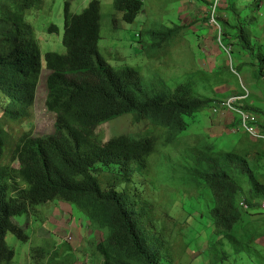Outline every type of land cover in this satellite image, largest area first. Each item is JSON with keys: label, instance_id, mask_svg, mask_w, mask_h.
<instances>
[{"label": "trees", "instance_id": "16d2710c", "mask_svg": "<svg viewBox=\"0 0 264 264\" xmlns=\"http://www.w3.org/2000/svg\"><path fill=\"white\" fill-rule=\"evenodd\" d=\"M47 1L0 0V20L12 24L0 38V92L4 98L0 105V264H13L15 257L7 234L24 243L29 240L14 218L35 215L38 206L54 201L74 205L92 224L107 229L108 234L96 246L104 264H179L177 240L176 254L148 233L146 225L158 213L131 185L134 173L151 175L157 136L120 134L102 141L96 131L102 122L132 113L137 121L147 118L166 128L171 141L184 129L183 115L203 109L210 99L197 94L192 75L174 87L148 94L135 67L112 66L99 50L100 0H90L81 12H73L71 0H65V50L43 53L29 16L34 9L46 7ZM262 1L252 0L237 9V1L232 0L228 7L234 22L225 19V28L234 31L238 45L235 56H241L234 71L242 76V68L247 66L250 78L264 83V54L253 41L254 19L250 14L245 21L241 17L246 9L255 12ZM113 6L121 13V20L132 23L143 1L113 0ZM113 22L117 23L116 17ZM177 28L157 32L155 44L162 47ZM48 30L59 32L56 24ZM44 69L45 106L55 114L54 130L42 135L24 130L12 133V124L21 127L20 122L30 118ZM243 108L261 114L244 104ZM246 138L244 149L210 154L198 171L212 196L210 216L215 232L228 237L234 236L243 216L236 203L241 187L230 171L249 179L248 195L264 197V173L258 174L264 166V142L249 135ZM101 166L109 171H102ZM261 202L243 201L260 209ZM29 255L36 264H44L48 254L43 248L31 247Z\"/></svg>", "mask_w": 264, "mask_h": 264}, {"label": "rangeland", "instance_id": "374dc122", "mask_svg": "<svg viewBox=\"0 0 264 264\" xmlns=\"http://www.w3.org/2000/svg\"><path fill=\"white\" fill-rule=\"evenodd\" d=\"M64 1L48 0L46 7L34 9L29 16V21L35 24L43 53L65 50L62 43ZM89 1L71 0V10L81 12ZM100 1L99 50L112 66L135 67L143 76V88L148 94L174 87L192 75L196 79L197 94L210 99L203 109L183 115L184 129L171 141L167 140L166 128L153 125L147 118L137 121L132 113L104 121L96 131L102 141L120 134L157 136V151L150 160L151 175L134 173L131 182L155 205L158 213L157 218L147 223L148 233L173 248L176 254L177 240L179 264H264V213L259 205H241L246 200L256 204L263 202V195H248L249 179L230 171L241 187L236 203L243 216L234 236L228 237L215 232L210 216L212 196L198 174L205 167L204 158L208 155L245 148L248 135L237 127L236 113L220 108L223 101L235 99L238 104L261 113L257 116L264 125V83L252 80L247 66H243L242 76L233 69L241 56H235L238 45L234 31L225 28V19L234 22L231 7H228L232 0H142L143 8L132 23L121 20L113 0ZM236 1L239 9L252 0ZM213 6L217 8V19L222 27L220 37L217 27L209 23ZM248 14L254 19L253 41L257 51L264 54V1L255 12L242 11V21ZM51 24L58 26V33L49 32ZM11 25L10 21L0 20V38ZM167 28L177 29L159 47L155 44L156 33ZM46 75L44 69L30 118L20 122L21 127L12 124V133L21 130L32 135L53 132L55 114L45 106ZM3 103L0 92V105ZM263 173L262 164L258 174ZM37 211L35 215L14 218L29 240L24 243L15 235L7 234V244L15 251L13 264H36L29 255L31 247L45 250L48 255L44 264H104L105 259L96 246L108 234L106 228H98L83 212L65 202H49L38 206Z\"/></svg>", "mask_w": 264, "mask_h": 264}, {"label": "built area", "instance_id": "2783aa9c", "mask_svg": "<svg viewBox=\"0 0 264 264\" xmlns=\"http://www.w3.org/2000/svg\"><path fill=\"white\" fill-rule=\"evenodd\" d=\"M216 11V6H213L210 12L209 23L217 27L218 35L220 37L222 34V27L217 19ZM220 108L228 112L236 113V115L238 116L237 127L242 129L251 137L264 142V130L262 128V123L255 113L244 109L243 104H238L235 99H228L226 101H223L220 105ZM217 110L218 109H215V111ZM241 205L244 206V203H241ZM260 210L264 213V201L261 202Z\"/></svg>", "mask_w": 264, "mask_h": 264}]
</instances>
